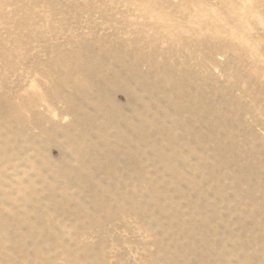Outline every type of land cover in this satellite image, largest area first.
Returning <instances> with one entry per match:
<instances>
[{
	"label": "rangeland",
	"instance_id": "1",
	"mask_svg": "<svg viewBox=\"0 0 264 264\" xmlns=\"http://www.w3.org/2000/svg\"><path fill=\"white\" fill-rule=\"evenodd\" d=\"M0 264H264V0H0Z\"/></svg>",
	"mask_w": 264,
	"mask_h": 264
}]
</instances>
